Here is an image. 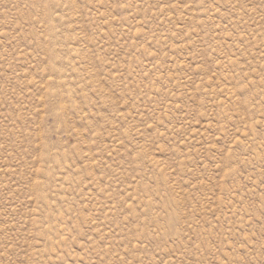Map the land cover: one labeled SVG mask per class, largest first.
I'll return each instance as SVG.
<instances>
[{"label": "rangeland", "instance_id": "374dc122", "mask_svg": "<svg viewBox=\"0 0 264 264\" xmlns=\"http://www.w3.org/2000/svg\"><path fill=\"white\" fill-rule=\"evenodd\" d=\"M0 264H264V0H0Z\"/></svg>", "mask_w": 264, "mask_h": 264}]
</instances>
